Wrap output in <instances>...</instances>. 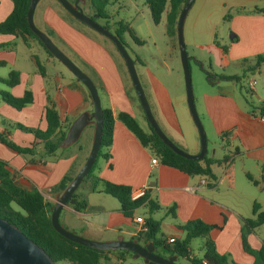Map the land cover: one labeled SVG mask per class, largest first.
<instances>
[{
  "label": "crops",
  "instance_id": "obj_1",
  "mask_svg": "<svg viewBox=\"0 0 264 264\" xmlns=\"http://www.w3.org/2000/svg\"><path fill=\"white\" fill-rule=\"evenodd\" d=\"M230 2L228 5L227 0L222 1V6L235 7L236 11L228 18L230 38L221 46L226 47V54L232 61L242 60L241 73L233 75L244 77L247 74H257L259 76V85L254 86V81L252 91L258 98L264 100V62L252 71L247 70L255 63L253 59L257 55L264 54V12L258 11L264 8V0H230ZM40 3H43V7L37 18L36 12ZM11 10V0H0V22ZM33 21L62 51L65 50L71 55L72 61L75 60L84 67L97 90L99 88L103 93L102 108H110L113 113L123 110L134 114L121 71L106 47L66 20L48 0H39L34 10ZM0 45H2L0 61L4 63L0 68L7 67L6 76L4 72L0 74V91H7L19 97L25 90H29L33 96V102L19 110L6 104L0 96V132L6 134L8 139L19 146L30 147L36 141L33 134L11 124L19 123L30 128L44 129L46 127L43 119L45 106L56 109L61 120V131H67L71 122L81 112L92 111L93 107L86 87L71 73H65L56 63L59 61L49 56L42 49L43 47L41 48L32 40L24 43L19 38L8 34H0ZM20 47L33 49L35 53L27 51L23 54L19 50ZM32 56L44 66V76L38 73ZM136 62L135 60V65ZM11 70L19 72V83L8 87L3 80L7 78ZM142 76L148 91L146 98L149 105L153 107L151 108L150 105L160 128L173 143H181L180 145L186 146L191 153H198L200 142L195 129L185 120L188 135L186 140L180 133L164 87L153 76ZM48 78H52V81L50 82ZM215 83L218 84L219 89L215 94L204 95L203 111L210 115L217 132L221 133L222 150L230 151V148L234 147L232 155L243 152L254 159L258 165L259 175L264 177V135L257 133L258 124L264 127L262 119L250 118L247 114H243L247 113V109L242 104L239 85L234 80L220 78ZM91 138L92 126L90 141ZM236 141L239 142L243 151L238 145L233 146V142ZM89 148L86 149L85 145L74 149L60 147L54 154L45 156L41 144L36 145L32 154H21L0 143V159L7 163L18 185L28 190L37 189L47 201L53 204L56 194L61 192L58 190L59 182L67 174L73 178L83 164ZM108 152L110 157L105 159L106 165L97 171L94 170V173L104 180L127 185L133 190L143 185H148L149 188V183L152 182L153 187L147 192L149 198L159 208L151 216L160 222V233L163 234L166 242L168 238L182 239L185 233L180 226L189 220L200 219L205 223L220 226V229H213L209 234L214 240L218 253H228L230 258L238 264H252L253 256L245 252L242 247L244 227L240 218L252 216V203L257 198L248 196L247 199L251 201L249 214H242L235 206L223 199L221 193V188L225 185L223 178L227 180L228 189L232 188L234 156L230 163L231 181L225 176V167L214 164L211 168L217 177V185L215 188H208L199 177L188 176L177 169L159 163L151 165L150 160L153 157L147 152V148L143 147L118 120L114 122L113 140ZM208 156L215 157L213 152ZM216 165L219 169L215 167ZM247 175L257 181L255 186L264 189V182L253 178L249 170ZM78 188L75 191V200H84L85 208L77 211L73 208L75 203L62 208L59 214L62 225L82 237L97 241L113 240L120 236L125 240L135 239L134 237L139 234V224L135 222V217L145 219L148 213L147 207L141 206L145 211L128 217L130 218L128 222L126 216L120 212L118 202L112 208L106 204V199L102 195L108 194L91 191L88 184L82 190ZM94 194L97 197H92ZM258 201L262 203L261 200L258 199ZM161 207L174 209L175 215H172L171 222H167L164 217L159 218ZM245 238L249 244L254 243L256 249L262 245L261 240L256 238L254 230L246 232ZM138 242L143 244L141 241ZM191 252L196 256L192 250ZM203 252L204 250L201 256ZM157 253L161 254V251L158 250ZM103 264H119L117 253H109L108 259L103 261ZM120 264L130 263L123 259Z\"/></svg>",
  "mask_w": 264,
  "mask_h": 264
},
{
  "label": "trees",
  "instance_id": "obj_2",
  "mask_svg": "<svg viewBox=\"0 0 264 264\" xmlns=\"http://www.w3.org/2000/svg\"><path fill=\"white\" fill-rule=\"evenodd\" d=\"M70 1L73 2L74 0ZM114 1L115 0H86L92 13L104 20L102 25L108 30V24L112 18L109 6ZM186 1L187 0H144V3L149 10L150 17L154 24L159 23L161 15L167 10L165 13L166 31L170 36H176L177 18ZM11 2V12L0 22V34L12 35L14 38H19L24 43L35 39L43 47L45 52L53 57L28 26L26 13L30 0H11ZM258 11L264 12V8ZM125 32L129 33L135 44H143L141 39L129 31L127 23L123 21L118 22V28L113 33L124 46L125 42L123 36ZM1 46L2 45H0V47ZM217 46L219 45L217 44ZM220 49L224 53L227 51L224 46H221ZM135 59L139 61L138 57ZM32 60L38 73L44 76V66L36 57L32 56ZM254 60L255 63L248 67V71L254 70L264 62V54L257 55ZM3 64L4 63L0 61V66ZM222 78L234 80L238 83L241 77L231 75L223 76ZM3 82L8 87L17 85L19 83V72L16 70L9 71L7 78L4 79ZM0 96L6 104L17 110L33 102V96L29 90H25L23 95L19 97L7 91H0ZM247 103L251 106L253 115L257 114L260 118H264V100L256 105L252 104L250 101H247ZM102 109L103 125L101 145L93 165L82 182L86 180L85 182H88L91 191L105 193L115 198L119 203L120 212L126 217H132L133 212L141 206L147 207L148 213L144 219L147 231L145 233H139L134 238L141 241L143 244L152 242L155 250L159 249L162 255H177L178 257L185 258L188 264H238L230 258L228 253H218L214 240L209 236L211 230L220 229V226L205 223L200 219L189 220L180 226L185 233L184 237L182 239H174L172 243H168L164 239L163 234L160 233V222L151 216L159 207L149 198V193L147 191L143 196L132 199L130 194L133 189H131V187L109 182L94 173L97 157L102 155L106 160L110 157L108 148L112 144L115 120L123 123L136 137L139 143L149 150L150 155L157 158L159 164L177 169L188 176L199 177L205 181V185L208 188H215L217 185V177L211 168L214 164L223 165L225 167V176L231 181L232 173L230 163L234 154L215 158L209 157L206 153L199 160L186 159L176 154L159 139L149 126L146 118L147 130L141 128L133 114L127 111L118 110L116 113H113L110 108ZM43 119L46 123L44 129H40L39 127L30 128L19 123L11 124L22 131L33 134L36 141L30 147L17 145L12 140L8 139L3 132H0V143L21 154H32L36 145L41 144L43 147V155L50 156L54 154L56 150L60 149L59 143L64 138L66 131L60 130L61 120L54 107H44ZM102 147L106 148L105 152H101ZM108 166L111 167V165ZM247 177L254 185L257 184V181L253 180L249 175H247ZM71 179L72 177L70 175H65L58 184V190L62 191ZM75 191L72 194L73 198H76ZM85 205L86 202L84 200L79 201L77 199L73 208L80 211L85 208ZM51 206L52 203L47 201L37 189L33 188L28 190L18 185L9 171L7 163L0 159V217L17 226L31 241L43 248L56 264L60 261H67L69 264H103V261L108 259V254L112 252L117 253V260H119L120 264L125 254H132L125 250H98L64 238L52 227L49 210ZM170 210H172V207ZM251 215V217L240 218L242 227H244L242 232V247L245 252L253 256L254 260L252 264H264V244H262L259 249L252 251L247 244L246 235L244 234V230L245 232L253 231L261 224H264V211L261 210L260 204L256 201L252 203ZM197 237L204 238V252L200 258L194 256L190 248L191 240Z\"/></svg>",
  "mask_w": 264,
  "mask_h": 264
},
{
  "label": "rangeland",
  "instance_id": "obj_3",
  "mask_svg": "<svg viewBox=\"0 0 264 264\" xmlns=\"http://www.w3.org/2000/svg\"><path fill=\"white\" fill-rule=\"evenodd\" d=\"M222 1L223 0H193L187 11L183 24V40L188 57L193 102L204 128L207 147L206 153L211 155L213 152L215 157L232 155L234 147L230 148V151L227 149L222 150V143L220 141L221 133L217 132L213 119L210 115L204 113L203 97L205 94H215L218 91L219 87L215 82L219 81L223 76L240 74V63H242V60L232 61L229 56L220 49L221 45L226 44L230 38L231 31L228 28V18L236 11L235 7L226 8L222 6ZM48 2H51V4L63 15L66 20L77 26L85 33L93 36L109 50L113 58L116 60L123 76L128 97L132 102L134 111L133 116L141 128L147 130L148 128L145 116L132 87L125 63L113 43L87 25L73 18L66 10L63 9L57 0H48ZM227 3L229 5L231 3L230 0H227ZM42 7L43 3H40L36 12L37 18L41 13ZM81 7L84 13L89 16L93 15L87 2L82 4ZM109 11L112 15L108 24L109 31L113 33L118 28V22L123 21L127 23L129 31L143 41L142 45H137L133 42L128 32H125L123 36L126 43L125 48L127 49L129 55L134 60H136V57L139 59V61L136 62L135 68L146 96H148V91L145 87L142 75L153 76L164 87L169 97L170 105L177 120L180 133L183 137L186 138V140L188 139L185 120L192 125L198 135L197 128L190 116L186 103L185 80L177 39L176 36H170L166 31L165 13L167 10L161 15L158 24L153 23L144 0H115L109 6ZM96 21L101 25L104 23V20L98 17H96ZM32 41L37 43L42 48V46L35 39H32ZM217 44L219 46H217ZM19 50L23 54L27 51L35 53L33 49L29 48L20 47ZM63 52L68 57L70 56V59L72 58L65 50ZM73 62H75V64L85 73L87 72L84 67L79 65L75 60ZM56 63L65 73H70L60 62ZM3 72L6 76L7 67L0 68V74H3ZM48 79L50 82L52 81V78ZM250 79L255 81L254 86L259 85V76L257 74L244 75V77H241L237 83L239 85V92L242 95V104L245 109H247V113L244 112L243 114H247L250 118H259V115L252 114V108L247 103V101H250L252 104L256 105L263 101V99L258 98L256 94L249 89L248 82ZM98 93L101 98V105L104 106L103 93L99 88ZM151 108H153L152 105ZM90 131L91 126L85 127L79 139L68 148L74 149L78 146L84 145L86 146V149L89 148L91 146ZM257 133L259 135H264V127L260 124L257 125ZM174 144L186 153L193 154L188 151L186 146L180 145L181 143ZM235 145H238L241 148V151H243L239 142H233V146ZM105 151L106 148L102 147L101 152ZM147 152L149 153L148 149ZM105 165V158L102 155H99L97 157L95 171ZM232 165L234 166L232 188L228 189L226 186L227 180L223 178L225 185L221 188L222 198L231 205L235 206L238 210H240V212H242V214H249L251 201L249 202V199L247 198L248 196H250V198L254 196L257 198L256 201L261 205V210L264 211V189L255 186L246 175L247 170H249L253 174V178H256L259 182H264V177H261L258 173L259 170L257 169L258 165L256 161L249 158L242 152L241 154L234 156ZM215 167L219 169V166L216 165ZM85 181L81 182L78 190H82L85 185L88 184V182ZM92 197H97V195L94 194ZM102 197H105V202L109 207L112 208L117 205V200L110 195H102ZM258 199L261 200L262 203H260ZM246 200H248V202H246ZM144 211L145 209L140 207L137 208L132 215H135L136 213L141 214ZM172 215H175L174 209L170 210L166 207H161V210L159 211V218L164 217L167 222H171ZM126 218L129 222L130 218ZM62 226L67 229L65 225ZM254 233L256 238L261 240L260 243L264 244V225L258 229H254ZM244 234L246 235L245 230ZM203 242V237H197L191 240V250L198 257L202 254ZM247 244L252 251L256 250L254 243L249 244L247 242ZM124 261L130 264H144L141 257L134 258L130 253L124 255ZM177 262L180 264H188L183 258H179ZM58 264H69V262L60 261Z\"/></svg>",
  "mask_w": 264,
  "mask_h": 264
},
{
  "label": "water",
  "instance_id": "obj_4",
  "mask_svg": "<svg viewBox=\"0 0 264 264\" xmlns=\"http://www.w3.org/2000/svg\"><path fill=\"white\" fill-rule=\"evenodd\" d=\"M57 1L63 7V9L66 10L73 18L87 25L88 27L98 32L102 36L106 37L113 43L117 52L120 54L125 63L132 87L136 93L144 116L149 126L156 133L159 139L167 147L172 149L176 154L186 159H201L207 152L206 136L203 125L199 119L193 102L191 79L188 67V57L186 54L183 40L184 19L193 0H187L178 15L176 23V39L180 54L181 65L184 73L186 103L190 116L197 128L199 135L200 150L196 154H188L185 151L181 150L163 133L151 111L143 87L140 83L135 68V60L129 55L124 44L119 41V39L114 35V33L109 31L107 28H105L103 25L99 24L96 21V14L89 16L84 13L81 5L84 4L86 0H74L73 2H71L70 0ZM38 2L39 0H30L27 9L26 19L30 30L37 36V38L44 45L47 51H49L57 61H59L78 81H80L86 87L93 107L91 112L83 111L71 122L64 138L59 143V147H69L79 139L85 127L92 126L91 146L83 164L73 176V178L70 180V182L66 185V187L60 193L56 194L53 204L49 208L50 221L52 227L57 233H59L64 238L80 245L88 246L98 250H125L131 252L134 258L141 257L144 263L146 264H180L177 262V255H162L160 253L155 252V247L152 242L140 244L136 239L125 240L121 236L108 241L92 240L82 237L64 228L59 222L60 211L62 210V208L67 207L69 204H74L76 202L75 198L72 197V194L81 184L82 180L87 175L96 159L97 153L101 145L103 109L98 90L93 80L88 76L87 73L80 69L50 39L47 34H45L35 25L33 21V14ZM152 187L153 183L150 182L149 188L147 190L151 191ZM0 264L56 263L49 257V255L44 251L43 248L39 247L36 243L31 241L17 226L9 222L8 220L0 217Z\"/></svg>",
  "mask_w": 264,
  "mask_h": 264
},
{
  "label": "built area",
  "instance_id": "obj_5",
  "mask_svg": "<svg viewBox=\"0 0 264 264\" xmlns=\"http://www.w3.org/2000/svg\"><path fill=\"white\" fill-rule=\"evenodd\" d=\"M253 84H254V80H249L248 87H249L250 90L253 89ZM261 119H262V121L264 123V118H261ZM150 163H151V165L158 164L157 158H155V157L151 158ZM201 182L205 183L204 180H202ZM147 188H148V185H143V186H141V187H139L137 189L132 190L131 194H130L131 198L132 199H137V198L143 196L145 194V192L147 191ZM135 222L139 224V233H145L147 231V227L145 225V221H144L143 218L137 216V217H135ZM173 241H174L173 238H168L167 239L168 243H172Z\"/></svg>",
  "mask_w": 264,
  "mask_h": 264
},
{
  "label": "flooded vegetation",
  "instance_id": "obj_6",
  "mask_svg": "<svg viewBox=\"0 0 264 264\" xmlns=\"http://www.w3.org/2000/svg\"><path fill=\"white\" fill-rule=\"evenodd\" d=\"M125 42V41H124ZM126 44V43H125Z\"/></svg>",
  "mask_w": 264,
  "mask_h": 264
}]
</instances>
